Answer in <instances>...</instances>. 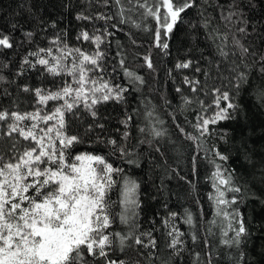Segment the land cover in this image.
Segmentation results:
<instances>
[{"label":"trees","instance_id":"obj_1","mask_svg":"<svg viewBox=\"0 0 264 264\" xmlns=\"http://www.w3.org/2000/svg\"><path fill=\"white\" fill-rule=\"evenodd\" d=\"M147 2L153 6L155 0ZM124 6L132 7L127 0ZM117 10L111 0L107 6L103 0H0V32L9 35L13 43L11 49H0V110L31 112L36 99L33 92L22 90L25 86L55 90L64 79H70L54 77L39 64H24L25 57L35 64L37 57L29 56L30 52L51 47L55 55L58 46L52 41L60 37L69 48L92 53L95 44L77 40V36L84 30L90 35L103 34L106 28L111 35L100 47L106 53L102 63L104 79L127 91L121 102L98 104L96 118L83 105L75 116L65 114L69 135H79L83 141L71 151L73 155L91 152L105 156L139 185L135 232L150 233L156 242L155 248L134 245L123 252L114 245L109 259L126 264H264V73L260 71L264 64L260 60L264 56V0H195L167 38L161 30V42L168 43L167 50L155 46L158 23L144 15L146 9L137 6V11L126 13L140 28L120 23ZM164 11L160 9L161 16ZM99 13L112 19L107 23L77 19L79 14L95 17ZM229 13L234 15L225 19ZM26 32L33 33L30 40L25 37ZM240 46L247 48L248 53L243 54ZM147 55L151 56L152 69L143 60ZM121 57L126 68L143 77L144 84L134 85L124 75L119 67ZM188 60L193 62L190 68H175L177 62ZM233 68L246 73V83L235 79L237 72ZM185 77L200 81L196 92L184 83ZM214 88L229 92L239 107L233 119L210 125L211 134L201 136L194 125L198 115L210 116L216 111ZM184 98L191 103L185 104ZM52 103L46 108L50 109ZM128 116L131 120L122 124ZM89 125L93 130L86 132ZM153 128L164 134L154 136ZM5 131L6 127L0 126V151L7 152L12 139L2 135ZM125 132L127 138L123 136ZM109 139L116 140L127 154L110 155L113 146L107 143ZM25 146L31 144L21 140L18 147L23 150ZM217 152L228 159L221 160ZM215 165L226 170L225 174L231 173L232 186L241 189L239 193H227V198L237 200L228 211H238L247 228V235L238 246L222 243L235 233L223 235L227 221L215 216V204L209 198L216 191L211 179ZM120 191L118 182L109 194L113 201L121 199ZM121 210L117 203L113 212ZM187 212L192 214L193 226L184 222ZM213 219L216 225L209 234L208 222ZM233 225L236 226L235 221ZM173 226L183 233V243L175 249L169 247L168 232ZM110 231L127 233L129 226L117 218ZM141 239L147 244L149 237L141 235ZM85 258L93 264L86 253ZM96 264H103V259Z\"/></svg>","mask_w":264,"mask_h":264},{"label":"snow or ice","instance_id":"obj_2","mask_svg":"<svg viewBox=\"0 0 264 264\" xmlns=\"http://www.w3.org/2000/svg\"><path fill=\"white\" fill-rule=\"evenodd\" d=\"M97 2L99 3V0ZM103 3L107 6L109 0H103ZM111 3L117 6L116 15L120 17V23H130L136 28H140V24L135 23L130 16L126 17V13L137 11V6L146 9L144 15L153 17L158 23L154 35L155 46L167 50L168 43L161 42V30L167 38L181 20V14L192 8L195 0H155L153 6H148L147 0L144 3H140V0H127V3L132 5L131 8L124 6V0H111ZM161 8L165 10L163 16ZM232 15L234 13H229L225 19H231ZM77 19L84 21L96 19L107 23L112 17L104 13H99L95 17L79 14ZM240 31L243 32L244 29L241 28ZM24 35L30 40L33 33L26 32ZM107 35L111 33H108L106 28L103 34L90 35L86 30L81 31L77 40L94 43L96 50L92 53L84 52L80 48H69L60 37H56L52 43L58 46L57 54H53L51 47L39 48L29 53V56L37 57L35 64L28 57L24 58V64L29 67L39 64L44 66V71L54 77L70 79H64L62 85L55 90L41 87L30 89L25 86L22 90L33 92L36 99V107L31 112L0 110V126L6 127L2 135L12 139L7 152L0 151V264H89L85 253L92 259L93 264L100 258L103 259V264H126L123 260L109 259V252L114 245L122 252L134 245L152 248L156 246L150 233L136 235L135 232L138 227L134 220L137 216L135 210L139 207L137 199L139 185L125 176L122 168L114 167L108 162L105 156L91 152L73 155L71 151L83 141L79 135H69L65 114L71 113L75 116L79 107L83 105L87 113L96 118L98 104L109 101L121 102L124 100V92L127 91L126 88L114 86L104 79L105 70L102 63L106 53L101 51L100 47L106 42ZM236 43L239 44L238 41ZM240 47L243 54L248 53L247 48ZM11 48L13 43L10 36L0 32V49ZM42 53L51 59L41 56ZM221 55L226 57L227 53L221 52ZM143 60L149 69L153 68L150 55L144 56ZM260 60L264 62V56H261ZM192 63L191 60L177 62L175 68L188 69ZM124 65L125 60L121 57L119 67L132 84L145 83L142 76ZM195 70L199 72L200 68L197 67ZM232 71L237 72V69L233 68ZM260 71L264 73V64ZM2 79L3 77H0V80ZM235 79L246 83V73L237 72ZM184 83L190 85L191 90L196 92L200 81L185 77ZM213 93L216 111L210 116L198 115L197 123L194 125L201 136L211 134L210 125L233 119V113L239 107L232 102L229 92L214 88ZM49 102L53 103L51 108L47 109ZM184 103L190 104L191 101L184 98ZM200 103L203 105L202 101ZM151 115L149 112L148 116ZM130 120L131 116H128L121 123L127 125ZM96 127L103 129L104 126ZM92 130V125H89L85 131ZM140 131L143 132L144 129ZM180 131L183 132V129ZM152 134L159 137L164 133L153 128ZM123 136L127 138L128 133L125 132ZM188 138L197 139L192 136ZM21 140L29 142L31 146H25L21 150L18 147ZM107 143L113 146L110 155L116 152L121 156L127 154L125 148L119 146L116 140L109 139ZM216 155L221 160L228 159L219 152ZM128 163L134 161L129 160ZM215 167L216 171L211 179L216 191L209 198L214 201L215 216L227 221L223 235L235 233L234 237L223 239L222 243L229 247L238 246L241 238L247 235V228L238 211H228L237 200L236 197L227 198V193H239L241 189L232 186L231 173L225 174L226 170H222L220 165ZM118 182L121 183V199L113 201L109 194ZM117 203L122 208L120 213L113 212ZM175 216L173 213L172 217ZM117 218L121 224L129 226L127 233L110 231ZM184 222L193 226L194 221L190 212H187ZM208 224V232L211 234L216 220L213 219ZM141 235L149 237L147 244L141 239ZM168 235L171 237L169 247L175 249L177 245L183 243L181 240L183 233L175 226ZM196 239V235L193 234L192 240Z\"/></svg>","mask_w":264,"mask_h":264}]
</instances>
